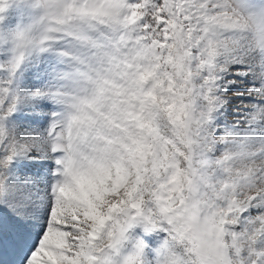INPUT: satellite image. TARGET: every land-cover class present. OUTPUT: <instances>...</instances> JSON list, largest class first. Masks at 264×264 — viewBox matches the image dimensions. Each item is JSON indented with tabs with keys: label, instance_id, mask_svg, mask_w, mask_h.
Listing matches in <instances>:
<instances>
[{
	"label": "snow or ice",
	"instance_id": "obj_1",
	"mask_svg": "<svg viewBox=\"0 0 264 264\" xmlns=\"http://www.w3.org/2000/svg\"><path fill=\"white\" fill-rule=\"evenodd\" d=\"M0 264H264V0H0Z\"/></svg>",
	"mask_w": 264,
	"mask_h": 264
}]
</instances>
